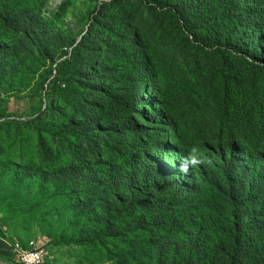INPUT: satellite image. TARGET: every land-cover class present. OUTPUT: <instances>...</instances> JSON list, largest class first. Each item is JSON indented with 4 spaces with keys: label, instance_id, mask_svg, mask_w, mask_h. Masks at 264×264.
Listing matches in <instances>:
<instances>
[{
    "label": "trees",
    "instance_id": "16d2710c",
    "mask_svg": "<svg viewBox=\"0 0 264 264\" xmlns=\"http://www.w3.org/2000/svg\"><path fill=\"white\" fill-rule=\"evenodd\" d=\"M97 8L72 53L77 95L68 129L78 144L68 140L71 157L56 174L73 210L92 218L99 209L115 238L130 229L158 237L183 264H264V0H112ZM101 19L111 32L87 47ZM206 55L228 65L209 69L204 90L219 96L205 116L216 129L194 154L170 89L186 97L179 83L207 74ZM67 64L25 99L21 115L32 118L40 103L54 112Z\"/></svg>",
    "mask_w": 264,
    "mask_h": 264
},
{
    "label": "rangeland",
    "instance_id": "374dc122",
    "mask_svg": "<svg viewBox=\"0 0 264 264\" xmlns=\"http://www.w3.org/2000/svg\"><path fill=\"white\" fill-rule=\"evenodd\" d=\"M111 1L0 0V45L5 51L0 55V236L23 246L36 241L46 247L50 264H183L171 251L174 245L162 250L158 237L134 236L130 229L115 238L116 230L105 231L99 209L92 218L79 207L73 210L75 198L63 180H57L56 174L71 157L68 140L78 144L68 129L77 95L72 53L90 31L100 10L97 6ZM6 14L9 21L4 19ZM101 22L87 47L111 32L110 23ZM160 26H152V31ZM63 61L68 64L54 91V112L40 103V111H46L43 117L36 113L37 108L30 119L21 115L25 99L41 92ZM223 61L217 55L204 56L207 74L200 72L196 78L186 77L188 81L179 83L186 97L180 98V92L170 89L181 102L174 118L188 140L191 138L194 154L216 129L205 114L214 113L218 90L205 92L204 84L213 75L209 69H219ZM218 79L212 78L213 86ZM230 82L233 85V79ZM15 106L18 113L6 111ZM172 106L178 108L175 103ZM192 125L206 136L194 138Z\"/></svg>",
    "mask_w": 264,
    "mask_h": 264
},
{
    "label": "built area",
    "instance_id": "2783aa9c",
    "mask_svg": "<svg viewBox=\"0 0 264 264\" xmlns=\"http://www.w3.org/2000/svg\"><path fill=\"white\" fill-rule=\"evenodd\" d=\"M12 250L15 261L20 264H50L46 247L36 241H29L26 246L15 242Z\"/></svg>",
    "mask_w": 264,
    "mask_h": 264
},
{
    "label": "crops",
    "instance_id": "0c3cea01",
    "mask_svg": "<svg viewBox=\"0 0 264 264\" xmlns=\"http://www.w3.org/2000/svg\"><path fill=\"white\" fill-rule=\"evenodd\" d=\"M13 243L12 240L0 236V264H20L13 257Z\"/></svg>",
    "mask_w": 264,
    "mask_h": 264
}]
</instances>
